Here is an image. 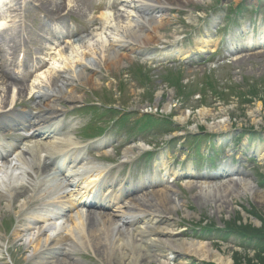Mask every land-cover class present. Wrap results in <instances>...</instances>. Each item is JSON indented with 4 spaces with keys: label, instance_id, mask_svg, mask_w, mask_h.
Returning a JSON list of instances; mask_svg holds the SVG:
<instances>
[{
    "label": "rangeland",
    "instance_id": "374dc122",
    "mask_svg": "<svg viewBox=\"0 0 264 264\" xmlns=\"http://www.w3.org/2000/svg\"><path fill=\"white\" fill-rule=\"evenodd\" d=\"M12 1L0 0V19L7 17V21L8 18L15 21L11 26L14 31L10 28L9 31H0V74L3 77L4 74L15 77L16 80L10 83L17 88L23 86L22 92L14 101L16 107L30 108L31 104L37 102L38 94L43 92L44 88L53 91L52 85H49L53 75L47 74V71L51 67L50 61L54 60L58 52L44 43L39 34H51L54 25L50 24L51 19H48L50 23H43L42 16L47 14V11L39 9L43 0H16L17 2L11 4ZM72 1L76 3L77 8H68L69 14H61L59 18L62 22L58 23L67 25L68 18L77 23L79 32L73 36L74 40H80L95 31V28H100L98 10L103 6L110 14L116 12L121 21L125 20L124 14L117 11L119 5L114 4L117 0ZM110 1L113 4L111 8L105 5V2ZM158 2L164 9L160 11L155 7L152 15L160 16L163 20L159 44L148 45L144 51L135 46L134 52L123 51L131 58L130 61L124 59L109 72L105 71L103 65L99 66L94 62L92 57L96 58L95 51H91L87 57L91 58L88 60L91 64L88 67L92 70L87 69L86 73L90 78L93 76L102 82L99 81L101 84L92 88L83 82L77 83L74 79L73 84L77 88L74 89L73 95L76 94V98L82 96V99H78L81 102L94 104L105 100L107 104L115 105L119 110L134 111L140 115L148 112L153 114L155 119L159 116L172 123V127L169 126L170 134L167 133L168 130L166 133H160L157 129H148L138 136L147 145L153 144L157 148L174 138L169 150H161L158 160L152 162L155 167L150 168L145 176L149 180H157L160 177L158 173L161 172L165 186L173 187L177 192L179 208L171 210V214L166 212L162 217L171 221L177 237L208 243V246L226 258L229 264H264V203H257L249 195L231 196L226 201L210 202L206 198L202 199L198 189L203 184L223 183L226 178H221V170L224 172L227 166L233 171L239 169L257 189L264 191V45L260 46V43L264 42V0ZM10 6H13L12 17L7 13ZM36 6L39 10L35 11ZM137 12L141 15L144 13L141 10ZM50 13L55 15L54 11ZM90 18L91 24L88 22ZM108 27L110 26H105V30L111 29ZM99 30L98 32H101L102 29ZM206 32L211 38L209 46L204 49L208 53L194 57L198 53V45L201 46L205 41ZM9 38L12 40L10 50L5 46ZM90 39L95 40L93 37ZM84 47L87 48L85 42ZM5 53L8 59L1 61ZM32 54L39 56V59L31 61ZM191 54L196 62L187 64L183 58ZM44 59L45 65L39 73L24 70V64L26 67L39 66ZM17 63L21 66L20 74L14 73ZM58 63L57 66L64 69L56 78L61 87L62 76L70 75L71 67L68 63L63 65L61 59ZM74 63L78 65L77 62ZM4 79L6 80V77ZM34 79H37L39 84H32ZM6 81H3L4 84H10ZM96 96H99L97 102ZM6 100L7 98L3 99L1 107ZM156 100H159L160 104L170 101L167 112L160 106L154 109ZM60 105L66 106L68 110L72 109L64 101ZM109 115L111 117L105 120L104 125L109 127L110 134H119L120 130L114 125L119 116ZM85 118L87 117H82L79 124L73 123L71 131L82 127L87 121ZM223 118L228 119L229 127L222 133L207 130V125L222 121ZM128 137L130 136L124 134L118 136V143L127 141ZM175 139L178 142H175ZM30 142L44 143L43 140L40 143L37 139ZM2 143L0 140V150L4 152L7 147ZM31 143L29 145L24 142V145L31 149ZM132 147L120 148V154L140 157L150 150L142 144H138L136 149ZM194 150L199 158L194 155ZM38 160L37 164L40 165L42 160ZM170 175H173L174 180H170ZM31 178H34L33 175ZM26 182L31 187L35 183L29 178H26L23 184ZM11 194H6L4 200L0 201V264H36L39 262L37 255L41 248L36 249L35 244L39 239L44 242L50 235L45 224L34 222L37 216L44 213L45 195L36 187L30 197L31 200L37 199L32 207L29 195L15 198L16 194ZM24 202L27 203L24 205ZM217 206L220 207L219 210ZM120 214L112 217L118 219L125 216V212ZM70 220L72 219H67L63 225L72 223H69ZM64 243L61 242L58 247L60 250L44 255L45 262L55 260L61 255V250H66L68 253L70 251L68 263L71 261L73 264H108L99 249L91 247L89 250L78 251L74 250L71 244ZM167 259L168 257L156 256L154 262L147 259L143 264L179 262ZM182 264L215 263L186 257Z\"/></svg>",
    "mask_w": 264,
    "mask_h": 264
},
{
    "label": "bare ground",
    "instance_id": "6f19581e",
    "mask_svg": "<svg viewBox=\"0 0 264 264\" xmlns=\"http://www.w3.org/2000/svg\"><path fill=\"white\" fill-rule=\"evenodd\" d=\"M35 1L40 2L42 0ZM158 1L159 0H119L117 5H119L120 8L119 10L117 9V11L124 14L125 20L122 19V21L118 18L116 12H112L111 14L106 10L100 12V14H98L100 28H95V31L93 30L92 33H89L86 37H82L80 40L70 42L69 46L58 51L56 57L53 58L54 60H48L50 61L51 67L49 71H47V74L53 75L49 81V85H52L53 91L47 88H44L43 92L38 91L40 93L38 94L37 102L32 106L29 113H24L14 108L16 105L14 101H16L18 98L17 96L22 92L23 86L20 85L17 88L13 83H10L16 79L13 76L5 74L4 77H6V80H8L10 84H4L3 81L6 80L3 75L0 74V108H2L3 99L7 98L3 106V109L6 110L3 113L5 122L7 124H12L14 127H22L23 129L29 130L27 136L29 135L30 138L35 135H40L37 138H32V140L39 139L38 141L41 143L42 139L46 136L45 141H47L42 144H32L27 141L29 145L30 143L33 145H31V149L25 147V145L21 146V148H19L21 164L18 170L13 166L12 160L9 163H5L3 162L4 157H0V175H3L0 178V201L4 200L5 195L9 193H15V198L23 197L27 194L29 195L28 199L31 200L30 197L35 188L34 186L31 187V185H28V182L23 184L25 179L29 178L31 181L33 175L36 180H34L35 186H37V177L48 173L47 165L45 164L48 157H52L65 150L73 151L71 149L74 146L70 145L71 143L65 144L64 139H59L57 141L60 143L56 144L55 138H52V133H55L57 126L55 124V120L57 119V112L54 110V105H56L54 104L55 101L65 100L72 102L73 99L76 98L75 95H73L74 89L77 88V86L73 84L74 79L77 83L83 82V84L89 85L92 88L96 86V84H101V80H99V82L96 78H93V76L90 78L88 73H86V70L90 69L88 66L91 65L88 63V60L91 58L87 57V54H90L91 51H95L94 55H96V58L94 59V57H92L94 62L99 66L103 65L105 71L109 72L113 70V68L119 66L124 59L130 61L131 58L124 53L125 50L134 52L133 47L135 46V48L144 51L146 46L157 44L160 39L159 32L162 28L161 22L163 20L160 16L152 14L155 11V7L160 11L164 9ZM14 2L17 1L13 0L12 3ZM40 5V10H44V12L47 11L44 19H51V21H61L59 18L61 14H69L70 11L68 8H77L76 3L72 0H43ZM12 7L13 6L8 7L7 13L11 14L13 12ZM37 8L36 6L35 11L39 10ZM137 10L144 12L143 15L139 14ZM50 11H54L55 15H52ZM12 16L11 14V17ZM6 18L0 19V29L9 26L10 30H13L11 26L15 24V21L9 18L7 21ZM88 22L91 24V19H89ZM107 25L110 26L108 27L111 28L110 30H105V26ZM9 28L7 31H9ZM99 29H102L101 32H98ZM141 30L143 31L142 33L140 32ZM103 34L105 36H103ZM69 37L70 35L68 34L64 38ZM90 37H93L96 41L91 39L90 41ZM204 39L205 41L202 42V45H198L197 51L201 54L206 52L204 49H206L211 42L209 33H205ZM7 40L5 46L10 50L9 45L12 43V40L11 38ZM83 42H85L87 48H83ZM191 56L192 54L190 56L187 55L183 58L184 61H188ZM7 59L8 57L5 53L1 61H6ZM60 59L63 61V65L68 63L71 67L70 75L68 74L66 77L62 76L61 87H59L56 81L58 75L64 70L57 66ZM44 61L46 60L44 59ZM74 62H77L78 65ZM24 66L26 67L25 64ZM10 77H13V79ZM36 80L37 79H34L32 84H39ZM155 102L156 103L153 104L155 106L154 109H157L159 106L166 112L169 109V100L162 104H160L159 100ZM201 112L204 113L206 111ZM52 115L55 116L48 117ZM24 117H28V120ZM178 119L180 120V117ZM228 127V119L223 118L222 121L207 125L206 128L208 131L218 132L219 134ZM39 156L43 165L37 164L36 160H38ZM225 168V171L222 172L221 175L222 179L226 178L223 183L203 184L198 187L199 195L202 199L206 198L210 202H219L220 200L226 201L231 196L249 195L257 203H264V191L257 189L248 176L246 177V175L242 174L239 169L233 171V169L230 170L227 166H225ZM102 174V169H98L94 175L95 177H100ZM71 176L75 177L76 174H72ZM40 182L42 183H40L41 186L46 183L43 179ZM19 183L23 184V186ZM152 184L155 188L149 190L145 194H141L139 197L130 199L127 206L124 208L127 213L125 216L118 217V219L112 217V215L108 216L107 214H93L89 216L90 214L83 215L78 212L77 215L72 217V220L69 221V223H72L67 224L65 228L62 226L63 224L56 223L55 227H51L52 230L50 231V235H48L49 237L47 236L44 242L39 239L35 244L36 249L41 248V251H39L37 255L39 262L36 264H73L71 261L68 263L70 251L69 253L68 251L64 253L62 250L58 258L50 262H45L46 260H44L43 256L51 251L60 250L58 247L61 246V242L71 244L74 250L78 249V251L81 249L89 250L91 247L99 249L105 256L108 264H143L147 259L154 262V257L156 256L168 257L167 260L179 261L178 264H182L186 257H192L196 260L198 259L206 262L210 261L215 264H229V261L220 253L212 250L208 246V243L177 237L176 229L173 228V224L170 223L171 221L162 217L166 212L171 214V210L179 208V200L176 198L177 192L173 190V187L169 188L165 186L163 182H152ZM49 190L51 189L49 188ZM171 192L172 196L170 195ZM47 194L48 197L54 198L55 192L54 194H51V192ZM6 199L8 201L10 200L8 197ZM30 202L34 205L37 199L31 200ZM26 203L27 202H24L23 204L25 205ZM217 209L219 210L220 207L217 206ZM127 217H130V219H126ZM73 218H75V220ZM45 219L46 218H42L40 220Z\"/></svg>",
    "mask_w": 264,
    "mask_h": 264
},
{
    "label": "trees",
    "instance_id": "16d2710c",
    "mask_svg": "<svg viewBox=\"0 0 264 264\" xmlns=\"http://www.w3.org/2000/svg\"><path fill=\"white\" fill-rule=\"evenodd\" d=\"M262 249H264V248H262ZM262 252H264V250H262Z\"/></svg>",
    "mask_w": 264,
    "mask_h": 264
}]
</instances>
